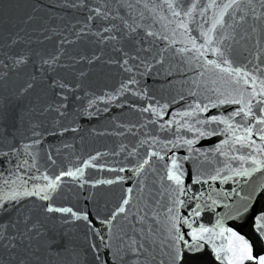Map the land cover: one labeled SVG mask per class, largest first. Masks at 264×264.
I'll use <instances>...</instances> for the list:
<instances>
[{"label": "snow or ice", "instance_id": "1", "mask_svg": "<svg viewBox=\"0 0 264 264\" xmlns=\"http://www.w3.org/2000/svg\"><path fill=\"white\" fill-rule=\"evenodd\" d=\"M28 28L43 36L37 44L54 37L59 42L53 50L17 51L20 43L33 42ZM90 36L110 49L107 59L101 49L99 55L70 56L73 63L64 62V46ZM0 37V165H9L0 187V264H264V247L257 251L264 244V0H0ZM82 62L88 67L77 69ZM97 64L115 65L127 77L102 95L89 92V73ZM161 71L166 77L183 76L182 88L199 100L163 122L169 104L142 86L145 76ZM67 72H76V78ZM127 94L150 101L138 109L128 104L155 117L139 127L159 130L145 132L131 149L120 146L131 168L109 169L116 173L113 179H85V169L97 167L102 155L97 152L74 170L58 168L50 175L49 166L57 161L51 145L43 149L45 137L79 133L76 114L99 112V103L107 111ZM178 95L185 99L183 92ZM77 102L80 107L73 110ZM209 109L221 114L200 119ZM119 127L137 135L136 124ZM181 129L194 137L186 139ZM217 135L226 138L212 151L223 161L195 147L200 138ZM182 147L189 153L183 158L175 154ZM182 161L193 165L191 184ZM125 172L137 187L122 188L109 207L99 189L122 185L126 177L119 173ZM149 174L167 196L163 211L159 201L146 196ZM66 177L78 186L71 206L58 205ZM217 180L236 186L219 191L212 186ZM195 185L208 187L193 191ZM208 213L215 217L211 227L199 223ZM209 247L215 261L208 259Z\"/></svg>", "mask_w": 264, "mask_h": 264}, {"label": "water", "instance_id": "2", "mask_svg": "<svg viewBox=\"0 0 264 264\" xmlns=\"http://www.w3.org/2000/svg\"><path fill=\"white\" fill-rule=\"evenodd\" d=\"M8 2V0H5ZM19 2L23 3L24 0H19ZM95 3H102L103 0H94ZM155 2H160V0H155ZM186 2H191V0H186ZM207 0H200V3H206ZM68 14L72 15V10H68ZM17 15L22 16V10L17 13ZM75 15L80 16L82 13H75ZM212 13H209L206 16L209 23L205 24L204 27L207 28L210 26ZM197 20H199V15H197ZM229 24L231 20L227 21ZM54 26V25H53ZM20 27H24L20 25ZM191 27L195 28V25ZM19 30V29H17ZM29 35L32 38V43H20L17 47V51H26L28 48H39L45 50H53L55 46L59 42V37H54L53 41H44L43 45L37 44L36 38L43 39V36L40 33L33 32L31 28L27 29ZM193 35H198V30L192 33ZM21 36H24L25 33L21 32ZM70 39H74L73 36H69ZM178 39H180L178 37ZM95 37H89L86 40L77 41L74 44L65 45V56L64 62L68 64H72L73 61L68 59L70 56H75L79 58L80 55L91 56L93 53L99 55L101 49H103L105 55L102 59H107V54L110 52V49L107 46H103L97 43H93ZM202 42V41H201ZM4 40L0 37V44H3ZM182 45L177 44V47ZM209 59H213L211 55L208 57ZM81 67L87 68L88 65L84 62L82 64L76 65L77 69ZM97 71H93L89 73V83L90 87L88 88L89 92H94L96 95H102L105 91H112L114 88L119 86V81L122 77L126 78L127 74H124L117 70L115 65H95L94 66ZM62 75L65 74V71L62 70ZM67 75L70 79L76 78V72H67ZM189 75H193L189 73ZM139 79V77H138ZM184 79L183 76H172L166 77L165 73L161 71L159 74H153L150 76H145L142 80V86L147 87L149 89V96L155 95V98L160 100L161 104L168 103L169 107L165 109V115L163 116L161 122L163 120H168L174 118V114L177 112L190 111L188 108L189 104H192L195 100L194 97H190L187 95L186 86L182 88L181 81ZM169 81H172L169 84ZM135 90V85L131 86ZM183 92L185 99L180 100V96L178 93ZM81 96H84V91H80L78 93ZM172 97H175L176 102H172ZM150 102L147 98L136 97L131 94H127L125 97H121L120 101L113 102L110 105H107L108 110L103 111L106 107L104 103H99L97 106L101 109V111L96 112L95 108L89 109L92 112V115L87 114H76V122L80 126L79 133L73 134H65L64 136H46L43 144V149L47 150L49 146H52V151L54 153V158L57 161L56 165L49 166V174L53 171H56L58 168H73V166H82L80 161L88 159L89 155H96L97 152L102 155L98 158L95 163L97 164L96 168L89 167L85 169V179L95 180V179H113L116 175L114 172H110L111 168H119L121 166L131 168L132 165L128 164L125 153L120 151V146L127 145L129 149H131L132 145L137 143L138 139L144 138L145 132H157L158 128H154L152 125H148L146 129H141L139 127L140 123L146 122L148 119H154L148 113L141 114L136 109L146 106V104ZM84 105H87V99L83 101ZM120 103H125L124 107H120ZM135 103L136 109H132L128 107V104ZM80 104L74 103L72 105V109H79ZM231 110V109H230ZM221 110L217 109H209L208 113L200 114V119H205L209 115H220ZM225 115L227 113H224ZM177 121H180L179 116H175ZM189 123H194V118H185ZM183 122V121H181ZM136 124L137 127L134 131L137 133L136 136H133L130 133H127L126 130L119 125H129ZM214 127V126H213ZM223 127V126H221ZM118 133H124L120 135ZM180 133L185 136L186 139H192L194 137V133L188 132L187 129H181ZM160 139H165V135L163 133H159ZM167 138H172L170 135ZM223 135H217L215 137H202L199 142L195 145L196 148H199L202 152H208L209 158L215 157L218 161H223L225 157L220 156L218 153L212 151L216 145L220 144L223 139H225ZM67 143L70 147L65 148L64 144ZM60 149L58 155H56V149ZM141 153L144 151L143 148L140 149ZM175 154L178 157L183 158L184 156H188L189 153L186 148H180L175 150ZM42 159L41 164H44L46 157L44 153H41ZM171 155V153H169ZM203 159V158H201ZM184 168L186 170V175L184 177L187 184H191L192 181L189 179L188 173L192 171L193 165L191 161H182ZM217 166L222 167V164H217ZM233 166H238L234 164ZM9 165L3 164L0 165V187L3 185V179L8 177V173L4 171L5 168H8ZM158 168L162 172V167L158 164ZM44 169L42 168V171ZM74 170V168H73ZM36 176H39L40 173H35ZM121 176H125L126 179L122 185H112V186H102L99 191H101L108 200L109 207L112 206L113 203L116 202L118 196L120 195L122 188L126 189L127 187H133L134 191L137 187L136 179H127L132 174L131 172L119 173ZM156 177L152 174H149L147 179L148 188L145 189L146 196H150L152 198L153 203L159 201L160 210L163 211V204L167 203V196L163 193V190L160 188L159 183H153ZM171 183V182H169ZM212 183V182H210ZM212 186L219 191L228 192L232 187L236 185L233 184L231 180L226 183H222L217 180L212 183ZM90 187V186H89ZM208 185H203V189H201L200 185H195L193 187V191L196 190H206ZM78 189V186L72 181L71 178H65V184L62 187V191L60 196L58 197V205L63 204V206H71L74 203V198L72 196V191ZM150 190V191H149ZM86 194V193H85ZM104 201L101 200V203ZM182 211H184L182 209ZM217 211H223V208H218ZM215 222V217L213 214H203L202 218L199 220V223H204L207 226L211 227V224ZM231 223V222H229ZM244 232H247V228L243 229ZM264 247V244L257 245V251L260 248ZM209 253V261H215V255L212 253L211 248L207 249ZM260 254H264L261 252ZM218 264V262H216Z\"/></svg>", "mask_w": 264, "mask_h": 264}]
</instances>
